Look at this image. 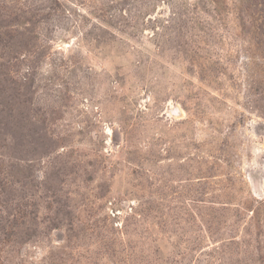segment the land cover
Here are the masks:
<instances>
[{
	"label": "rangeland",
	"instance_id": "1",
	"mask_svg": "<svg viewBox=\"0 0 264 264\" xmlns=\"http://www.w3.org/2000/svg\"><path fill=\"white\" fill-rule=\"evenodd\" d=\"M0 264H264V0H0Z\"/></svg>",
	"mask_w": 264,
	"mask_h": 264
},
{
	"label": "built area",
	"instance_id": "2",
	"mask_svg": "<svg viewBox=\"0 0 264 264\" xmlns=\"http://www.w3.org/2000/svg\"><path fill=\"white\" fill-rule=\"evenodd\" d=\"M110 211H111V214L114 216V217H116V216H118V215H120L121 213H122V211L120 210V209H117V208H115V209H110ZM122 223L120 222V221H116L115 222V225H121Z\"/></svg>",
	"mask_w": 264,
	"mask_h": 264
}]
</instances>
